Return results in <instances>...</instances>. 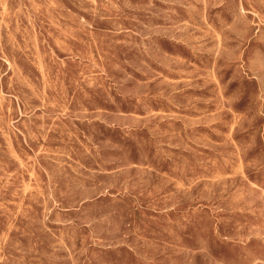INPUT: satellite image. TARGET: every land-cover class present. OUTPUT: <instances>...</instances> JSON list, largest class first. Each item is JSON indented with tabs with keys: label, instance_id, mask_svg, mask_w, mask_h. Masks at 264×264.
Returning a JSON list of instances; mask_svg holds the SVG:
<instances>
[{
	"label": "rangeland",
	"instance_id": "1",
	"mask_svg": "<svg viewBox=\"0 0 264 264\" xmlns=\"http://www.w3.org/2000/svg\"><path fill=\"white\" fill-rule=\"evenodd\" d=\"M0 264H264V0H0Z\"/></svg>",
	"mask_w": 264,
	"mask_h": 264
}]
</instances>
